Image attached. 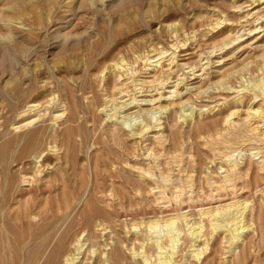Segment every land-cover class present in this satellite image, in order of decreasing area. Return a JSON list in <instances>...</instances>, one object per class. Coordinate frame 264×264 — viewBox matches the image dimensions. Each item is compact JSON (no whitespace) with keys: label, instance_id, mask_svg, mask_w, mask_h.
Here are the masks:
<instances>
[{"label":"rangeland","instance_id":"374dc122","mask_svg":"<svg viewBox=\"0 0 264 264\" xmlns=\"http://www.w3.org/2000/svg\"><path fill=\"white\" fill-rule=\"evenodd\" d=\"M255 1L0 0V147L45 126V144L51 148L48 135L62 130L68 114L60 103L65 84L82 104L96 96L93 111L80 114L81 133L87 130L92 138L85 135L87 143H81L83 137H77L75 155L60 147L46 160L26 158L29 178L38 168L42 172L36 177L43 182L64 175L85 202L93 198L110 212L114 218L106 224L112 227L103 230L107 225L99 219L93 230L101 244H109L106 249L122 237L124 264H146V256L149 264H161L157 258L164 253L143 240L147 233L154 239L165 236V227L150 231L148 223L186 214L179 220L181 241L170 249L176 251L173 264H264V0ZM13 3L15 8H9ZM12 12L15 19L7 22L5 15ZM7 33L12 40L1 37ZM88 50H96L89 70L83 62ZM122 60L130 64L119 69ZM28 68L42 70L26 110L35 107L12 119L9 93L17 81L29 87L23 79ZM90 79L97 88L84 94L81 86ZM46 110L39 119V111ZM128 112H133L131 122L124 117ZM34 118V124L24 126ZM96 135L100 139L92 141ZM21 166L14 163L12 169L18 174ZM20 180L18 174L20 189L32 186ZM62 187L53 197L63 193ZM31 198L21 193L9 210L15 215ZM229 204L245 213L239 225L250 226L240 231L241 239L231 244L224 228L207 238L208 245L206 236L191 235L190 225L208 223L201 210ZM12 247L3 253V264L19 261ZM89 249L80 257L98 264L99 256ZM193 249L204 250L200 259Z\"/></svg>","mask_w":264,"mask_h":264},{"label":"bare ground","instance_id":"6f19581e","mask_svg":"<svg viewBox=\"0 0 264 264\" xmlns=\"http://www.w3.org/2000/svg\"><path fill=\"white\" fill-rule=\"evenodd\" d=\"M101 1L103 2L104 0H101ZM93 3L95 4L96 2L93 1ZM8 6H9V8L13 9V8H15L16 3H13V4L8 5ZM5 16H6L5 17L6 21L11 22L13 19H15L16 15L12 12V14L9 13ZM12 35H13L12 33H7L6 35H2L1 37L12 40L13 39ZM88 51L89 52L85 53V55H84L85 59L83 62H86L87 68L89 70V68L91 67L90 61L94 58V56H96V50H88ZM14 55H12V56H14ZM129 64L130 63L127 60H122L117 65H118L119 69H121V68L124 69L127 66H129ZM14 69L15 68H13V70ZM41 71H42L41 69L40 70L29 69V68L25 69L23 79L26 80L24 82H30L31 83L29 85V87L24 88L22 86V83L20 81H17L18 83H16L14 85V87L11 89L9 94H11L12 100L10 103V107H9L10 109L9 110L11 111L12 119H15L16 116H19L22 113H26L28 111L29 112L33 111V108L35 107V105L28 106L27 110H26V107L30 103L29 99L34 97V93L36 92V89H35V86H33V82L37 78V76H39L41 74ZM127 71H129V69H127ZM120 76H122V74ZM21 81H22V79H21ZM89 81L90 82H89V84L87 83L88 84L87 86H84V87H83V85L81 86V90L83 91L84 94H88L89 91H92L93 87L94 88L96 87V85L93 86L94 81L92 79H90ZM114 81H116V79ZM164 81H166L165 77L163 79H161V83ZM13 83H14V81H13ZM158 83H159V85L161 84L160 82H158ZM116 84L117 83L114 82V86H116ZM64 89H67V90H65L66 93L64 95H62V98L64 97L65 100L63 101V99H62V101L60 103L64 102L66 104L65 108H66V111H68V114H67L65 120L63 121L64 125H63V128L60 132L55 131L54 133H51L50 135L47 134L50 138L49 142L52 143L53 148L51 147L48 149L46 147V144L48 142L45 144V142L47 141V138H46L47 136H45L46 135L45 129L47 127H45V126L33 128V130H30V132H27V133L17 134L16 137H14V139H11V140L7 139V141L3 142V145H1V147H0V166H2V168L0 170V192H1V196H0V264H3V261H4L3 260L4 259L3 253H6L7 246H9V248H11L13 242H14V244L12 247V252L14 254L18 255V257L17 256L14 257L15 258L14 260H17L16 258H18L22 264H24V263L25 264H95V261H93L94 258L92 260L93 262L90 260L91 263L90 262L87 263L86 261L88 258L85 257V261H84L83 256L80 257L81 254H84L86 252L88 247H90L89 253L91 254V256L96 257V258H97V256H99L98 262H97L98 264H124L123 262L127 259L125 257L126 252L123 251L124 247H122L123 246V244H122L123 241L121 240L122 237H121V239H116V240H118V242L115 240V242H116L115 244H114V242L112 243V244H114V246L111 245L112 248L110 247V249L109 248L106 249L109 246V244H104V245L101 244V242L98 240L99 237L97 236L96 231L93 230L95 223L98 222L99 219L102 222H104L105 224L111 223L110 221L113 220L114 216L112 217V214L110 212L103 210L101 208H98L94 204L95 202L92 201L93 200L92 197H91L92 200L91 199L87 200V198H86L87 201L85 202V200L83 199V193H80L78 191L71 189L68 186V184L66 183V177L64 175H62L61 178L56 177L52 180L51 179H48L47 181L44 180V182H43L44 178H37L36 177L38 174H40L42 172L41 169L38 168V170L35 172V174L33 176L31 175L32 179H30L29 178L30 176H28L26 165L24 164V160L26 158H28L30 156H32V158H33V156H34L35 159L43 158L42 160H46L50 156L49 152L58 151L61 148H64L67 152L72 151V152H74V155H75L76 154L75 153L76 147L78 146L77 137H79V136L83 137L81 143H84L85 135H86V139L92 138L91 135L89 136L87 134V130H86V134H83V132L81 133V130H83L82 129L83 124L80 123L81 122V117H80L81 115L80 114H81L83 109H85L84 111H86L88 109V113H89L91 108L95 107L96 101H94V100H95L96 96L92 97L93 98L92 102L82 104L81 103L82 101L80 102L79 98L77 97V95L75 93V90H73L67 84H65ZM28 92H29V94L27 95L26 93H28ZM175 92L176 91H173V94H175ZM23 96H27L28 99H26V100L24 99L25 101L21 102V99ZM85 98H87V97H85ZM54 100H55V98L53 99L52 103H54ZM57 103H55V104H57ZM56 106H58V105H56ZM168 106H165V108H167ZM47 110H49V109H47ZM47 110L45 111V113L43 115L39 111V113H38L39 119L42 116L46 115ZM91 111H93V110H91ZM64 113H65V111H64ZM64 113H60V114H58L59 116L56 115V117L60 118V116H62ZM132 114H133V112H131V113L128 112L127 114L124 115V117L128 118V120H130L129 122H131V115ZM172 115H173V113H172ZM111 116H113V115H109V118H111ZM185 116H187V114H185ZM185 118L186 117H184V119ZM187 119H188V117H187ZM36 120L37 119L34 118V119L26 122L24 124V126L26 127V126H30V125L34 124ZM42 124H44V123H42ZM95 124H97V123H95ZM95 126L93 125L92 127H95ZM137 129H139V128H137ZM111 132L114 134L115 130L111 129ZM88 133H89V130H88ZM133 133L137 134V132H134V131H133ZM142 133H143V131H142ZM95 137H97V135L93 136L92 141L94 140ZM115 137H116V135H115ZM115 137H114V139H115ZM98 138H99V136H98ZM98 138L97 139L95 138V139L98 140ZM121 140H122L121 143L124 142L123 139H121ZM21 141H23V143H21ZM96 143L97 142H95L94 144H96ZM117 143H119V142H117ZM88 144H89V142H88ZM46 151H48V153H46ZM14 163H16V165H22L20 167V169L18 170V174L21 176L20 181L22 183H24V182L29 183L30 182L32 184V186L27 188L26 191L23 189H20L16 185L18 174L16 173L17 171L15 172L12 169V165ZM96 163H97L96 166H94V167H96L95 169H97V166H98L97 161H96ZM49 165H51V164H49ZM49 165L47 164V166H49ZM41 166H43V164ZM45 166H46V164H45ZM73 169H74V166H73ZM89 169H90V167H89ZM95 177H98V174H96ZM90 179L88 181L92 180V179L91 180ZM97 179L95 180L96 182L98 181ZM61 183L64 186V189L62 187L63 193L61 195H56L55 197H53L52 194H53L54 189H56L57 187H60ZM94 183L92 185L93 187H95ZM20 186H21V184H20ZM87 187H88V185H87ZM136 188L137 187H135V189ZM86 190L87 189H85V191ZM24 192L27 194H31V195L33 194V198H31L30 200H26L25 203H23V204L20 203L21 209L19 211H17L16 214L14 215L9 210L10 206H11L10 204L13 201L16 202V200H18V195H20L21 193H24ZM83 200H84V204H83L84 206L82 205ZM131 203H129V204H131ZM122 204H121V206H122ZM129 206L132 207L133 205L131 204ZM122 208H123V206H122ZM130 209L132 210V208H130ZM241 210L242 209L240 207H237V204H229L226 206L224 205V206L216 207L215 209L208 210V211L207 210H201L200 215L201 216H203V215L207 216L208 217V223H206L207 221L204 222L205 220H201V221L199 220V222L196 221V226L190 225V227H188V228L191 229V235H196L197 238L206 236L205 241L207 240V238L212 237L214 232H218V230L224 228L225 229L224 231L227 232L225 237H227V239H229V242L231 244H233V242L235 240L241 239L242 235H241L240 231L244 230L245 228L250 227V226L245 227V225H239V224H241V222H243L242 219H240L241 216H243V214H245L244 211H241ZM239 214H240V216H239ZM181 216L182 215H177V216H174V217L172 216V217L166 218V219L161 218V220L155 219V220L149 221L147 227L150 229V231L154 230V229H156V230L160 229L161 230V228L165 227V230H164L165 236H163V237H159L157 239H154V237L149 236L148 233L147 234L145 232L141 233V235L143 233L146 234L145 238L143 237L144 238V240H143L144 244H145V241L148 240L147 243L150 244L149 246L154 247V248L156 247L157 249H159L160 250L159 253L160 252L164 253V254L161 253L162 254L161 256L158 254L160 256L159 258H157L159 260L158 263L170 264V263L175 261L176 251L174 252V251H171L170 249L174 250V247L177 244V242L181 241L180 239L182 237H180V236H182L181 233L183 232L184 228L179 224V220H183L185 217V216L184 217L182 216L183 217V219H182ZM122 217H124V216H122ZM211 217H213V218H211ZM185 218H187V216ZM201 218L202 217H200V219ZM187 223H188V221L186 222V224ZM111 224H109V225L111 226ZM101 225H102V223L99 222L98 226H101ZM109 225H107V226L103 225L104 227L102 229L107 230L109 228ZM229 225L231 226L230 228H228ZM136 227H137V225H134V228H136ZM138 234H137V236H138ZM135 239H137V238L135 237ZM87 242H89V244H88V247L85 248ZM104 242H105V240H104ZM139 242H141V241H139ZM186 242H187V240H186ZM205 244L208 245V242L206 241ZM95 246L97 248H95ZM143 246L144 245H142V247ZM146 247L144 246V248H146ZM125 248L129 249V247H125ZM134 250L132 249L131 251H133V252H131V253L138 256L139 254L135 253L136 250H135V252H134ZM163 250H165V252ZM142 252H143V250H142ZM194 252H197V253H195L196 255L194 254L195 256H193V257H197V259H200V256L203 254L204 250L198 251V249H195ZM156 253H157V251H156ZM134 255H132V256H134ZM148 257L149 256H146L144 258L146 264L150 263V260L148 259ZM79 259H80V261H79ZM157 259H156V261H157ZM142 260H143V257H142ZM7 261H9V260H7ZM19 261H17V262H19ZM151 263H152V261H151ZM135 264H138V263H135Z\"/></svg>","mask_w":264,"mask_h":264}]
</instances>
